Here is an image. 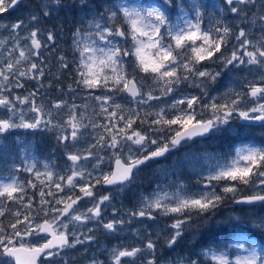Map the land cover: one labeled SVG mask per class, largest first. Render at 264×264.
<instances>
[{
	"label": "snow or ice",
	"instance_id": "1",
	"mask_svg": "<svg viewBox=\"0 0 264 264\" xmlns=\"http://www.w3.org/2000/svg\"><path fill=\"white\" fill-rule=\"evenodd\" d=\"M20 3L21 0H0V13L15 9ZM53 3L59 4V0H53ZM257 3L259 9L253 11L249 18L245 9L249 4L255 8ZM226 5L230 6L229 12L242 22L255 24L258 18L261 36L250 39L244 27H238L234 32L232 26L223 22H218L220 26L214 28L202 27L201 6L196 0L191 4V13L185 10L182 0L176 5L179 13L177 22L169 16L171 0L148 6L118 0L105 13H95L87 28H77L73 32V46L77 53L74 57L75 83L82 90H99L98 94L90 91V95L98 102L99 113L96 115H106V122L85 123V117L78 113V106L69 105L64 100L51 105L55 109H68L67 119L56 125L61 129L59 140L70 142L74 147L91 127L98 132L96 143L83 151L68 153L71 164L66 176L51 170L43 173L34 171V164L25 169L34 172L35 179L42 185L39 200L35 203L34 197L27 196V189L37 188L36 183L21 182L14 177L0 180V264H56L54 258L62 250L95 239L78 233L76 224L86 225L97 220L104 229L115 232L118 226L126 223L123 219L103 223L102 205L111 197H97L93 191L97 185L122 188L130 184L134 172L142 165L164 157L195 137L220 130L221 125L229 124L234 113L245 121H260L264 126V0H226ZM49 8V4L41 6L40 11L45 18L51 15ZM118 20L119 24L116 23ZM40 23V16L33 13L26 21L0 24V28L8 32V36L0 40V45H11L5 49L7 56L0 63V109L3 110L0 133L14 128H47L52 124L51 110L36 103L35 93L21 96L13 91V88L24 87L18 78L45 76L44 68L33 57L40 58L41 49L48 42H54L56 34L52 30L42 32L37 27ZM161 29H164L163 34ZM20 32L26 34L21 36ZM117 38H122L128 46L123 47ZM233 39L237 44L229 48ZM226 51L228 55H225ZM126 57H133L136 70L147 74L153 84H148L145 77L138 78L135 72L130 73ZM59 60L62 68L68 69L66 57L61 55ZM213 60L236 71L247 69L251 73L254 66L258 75L253 73V79L246 84V91L225 93L223 102L218 103L217 98L212 97L209 103L203 104L200 96H182L166 107L145 111L143 119L139 109L125 108L115 100L117 94L125 93L137 105L153 108L150 102L160 100V96L154 95L156 90L167 96L175 93L177 86L190 78L215 81L220 72L198 67L204 61ZM22 61L27 62L26 69L21 67ZM196 86L207 94L202 85ZM20 105H27V108ZM28 113L31 115L26 118ZM147 117L152 118L149 120ZM145 124L147 128L143 127ZM133 146L136 151H133ZM97 148L110 150L107 158L109 171L101 168L105 157L97 154ZM234 153L229 159L218 160L205 178L207 184L212 185L211 190L189 192L180 185L176 192L169 193L157 186L155 192L142 198L140 209L129 215L154 219L153 209L164 215L177 214L178 218L171 225L174 231L167 239L171 247L182 237L184 226L191 222L193 212L202 214L217 208L225 194H232L237 203L264 204V145L242 143ZM90 159L95 161L92 171L82 163ZM97 170L99 175H93ZM213 181L217 184L225 182L221 193L216 192ZM66 187L68 192H65ZM77 188L80 195L72 191ZM242 190L251 194L240 195ZM84 198H89L92 206L78 211V205ZM8 201L15 205V210L8 206ZM259 227L264 229V219H261ZM245 230L239 227L241 235L236 237L244 242L228 245L224 250L208 248L202 255L215 264H264V236L257 243L242 235ZM81 236H84L83 240ZM156 247L151 238L142 241V246H117L110 250L109 264H135V259L146 251L151 258L145 264H157ZM231 248L239 251L233 256L228 250ZM92 264L104 262L94 259ZM187 264H200V261L189 259Z\"/></svg>",
	"mask_w": 264,
	"mask_h": 264
},
{
	"label": "rangeland",
	"instance_id": "2",
	"mask_svg": "<svg viewBox=\"0 0 264 264\" xmlns=\"http://www.w3.org/2000/svg\"><path fill=\"white\" fill-rule=\"evenodd\" d=\"M163 2V0H161ZM129 3L135 2L137 4H143L145 6L156 4L155 2H139L135 0H128ZM181 0H171L174 14L170 19L173 22L176 21V17L179 14L176 5ZM201 6V12L203 16L204 28H214L220 26L218 22H223L232 26L233 31H237L238 27H244L249 32L250 39H258L261 36L260 21L257 18L255 24L250 22H242L236 15L230 16L229 19L221 18L224 14H229V7L224 0H215L214 4L207 10L206 2L196 0ZM118 3V0H59V4L53 3V0H24L20 3L15 10L0 13V24L10 25L19 20H27L31 14H37L41 18V23L37 25L42 32L52 30L55 35L54 42H48L44 48L41 49V57H33L45 71V76L37 79H29L28 77L18 78L19 82L24 85L23 88H13L14 94L25 96L29 93H35V101L37 104H43L46 108L52 112V124L47 128L42 127L36 133L31 132L25 128H15L19 130L15 136H9L5 133H0V180H9L16 178L21 182L32 181L37 184V188H28L27 196L34 197V203L39 200V190L42 185L35 179L34 172H28L25 169L35 165L34 171H40L43 173L46 170H51L57 175H68L69 166L71 161L67 156L69 152L83 151L87 149L90 144L96 143V136L98 132L91 127L84 132V135L80 138L79 142L73 145L67 141H61L58 137L61 135V129L56 127L58 123H63L67 119L68 109H55L51 105L58 100L67 101L69 105L75 104L78 106V113L85 117L84 122L88 123L92 121L94 123L106 122V115H96L99 113L98 102L94 101L90 91H95L98 94L99 90H82L77 87L76 80V63L74 57L77 55L73 46V32L77 28H87L88 22L93 19L95 13H105L106 9ZM185 10L191 13V4L193 0H182ZM43 4H49L50 17L45 18L40 11ZM260 5L257 3L253 8L251 4L245 9L248 11L249 18L252 17V12L257 11ZM169 13V16L171 14ZM224 12V13H223ZM233 19V21H232ZM117 24L120 21H116ZM54 26L63 27L61 31H57ZM61 33V34H60ZM161 33H164V29H161ZM25 32H20V35H25ZM8 36V32L3 28H0V40ZM121 41L123 47H127L128 44H124L122 38H117ZM131 41H129V44ZM237 44V41L230 40L229 48L232 45ZM11 45H0V63L4 61L7 56L6 48H10ZM175 54V53H174ZM18 55V53H17ZM63 55L66 57V62L69 64L68 69H64L61 66L59 57ZM228 55V52H225ZM133 57H126L125 63L127 70L132 73L135 72L137 77H145L148 84H153V81L147 78V74L139 73L133 63ZM57 62L56 69L52 67L54 62ZM21 67L26 69L27 62L22 61ZM198 67L201 70L207 69L211 72H220L221 75L217 77L215 81L207 80L205 78H190L188 81L182 82L177 86V91L167 96H162L159 90L154 92V95L160 96L159 101H151L150 104L153 108H148L147 105H137L135 101L127 97L125 93H119L115 96L117 103L124 105L125 108H132L134 110L139 109L141 118L144 117L145 111H152L158 106H168L174 100L181 98L182 96H200L203 104L209 103L212 97L217 98V102H223L222 97L230 90L236 92L246 91V84L248 80L253 79V73L257 74L256 68L253 66L251 73L245 69L243 71L232 70L231 66L225 68L220 61H204ZM59 76H64L66 82L59 84ZM32 83V85H31ZM196 85H202L206 90V95L202 91L201 87ZM71 86V87H69ZM19 104V102L17 101ZM22 108H27V105H20ZM91 108V109H89ZM92 110V111H90ZM112 109L109 108V111ZM3 110L0 109V114ZM31 113L26 114V118ZM152 117H147L151 119ZM232 119L237 120L236 117ZM238 121V120H237ZM147 125V124H146ZM237 126H227L223 132L228 135V141L236 142L231 134H236ZM242 128V127H241ZM253 132L248 131V128L243 127L240 135L242 138L253 137ZM222 137L220 132H216ZM212 134L210 137H206L197 142H188L183 144L180 148L167 153L164 157H160L161 162H156L152 165H147L146 177L142 178L143 172H137L130 184H127L123 188L116 192L108 191L107 195H110L111 200L106 201L103 208V223H107L113 219H123L126 221L124 225L118 226L117 231L111 232L102 227V224L97 220L88 222L86 225L76 224L75 228L78 233H84L85 235H91L95 237L93 241H86L82 244H77L74 248L64 249L60 255H57L54 259L56 264H92V261H103L104 264H109L110 250L117 246H142V241L146 242L147 238H151L155 241L157 247H162L163 254L157 259V264H180L182 261V248L183 244L180 239L177 243L171 247L167 244V239L174 231L171 228L174 220L178 218L177 214L164 215L159 210L153 209L152 216L154 219L148 217H131L130 212H136L140 209L142 198L150 196L157 190V186H160L163 190L173 193L176 192L180 185H183L189 192H201L209 191L212 185H208L206 177L211 169L217 164L218 160L229 159L234 155V149L236 147L226 149L219 148L215 144V136ZM47 136V137H46ZM223 138L226 137H222ZM254 138V137H253ZM255 139V138H254ZM248 144V143H246ZM223 144L222 146H225ZM240 146V145H238ZM127 151V148H125ZM133 151H136L133 146ZM98 155L105 157V164L101 165L104 171H109V165L107 158L110 155V150L100 148L96 149ZM89 171H92L93 160L83 161ZM47 166V167H46ZM93 175H99V170L93 173ZM41 179H44L43 176ZM225 182L221 181L215 185L217 193H221ZM99 185H97L98 187ZM96 187V188H97ZM93 189L94 190H96ZM55 191V189H53ZM76 195H79V189H73ZM65 192H68L67 187ZM71 194V193H68ZM249 194V192L242 190L240 195ZM64 195V193H60ZM102 196V195H101ZM27 199V197H26ZM224 199L231 201L232 204H236V199L232 194H225ZM223 199V200H224ZM8 204H13L11 201ZM9 206V205H8ZM92 206L90 199H85L83 203L78 207V211H84L88 207ZM13 210L15 207L9 206ZM113 209L116 211L114 212ZM255 208L250 210L245 218L248 222H252L256 227V232L264 236V229L259 227L261 219H264V210L255 212ZM230 220L234 221L231 214ZM204 214V213H202ZM197 214L192 213V220L189 224L184 226V229L189 230L190 247H192L199 240V235L196 231L201 226L199 220L196 219ZM193 221V222H192ZM197 221V222H196ZM231 221V222H232ZM8 221L5 220V223ZM198 224V226H196ZM70 227H72L70 225ZM91 229V232H89ZM184 235V231L182 236ZM84 236H81V240ZM159 241H163L160 243ZM238 241L229 245H234ZM242 242V241H239ZM169 248H168V247ZM208 248H213L212 245H207ZM225 248H219L224 250ZM234 256L239 250L235 248L228 249ZM204 250H199L198 254L202 255ZM149 253L146 251L143 255L138 256L135 259V264H145L147 259H150ZM130 259V258H126ZM206 259L207 264H215L214 261L204 257L202 255L201 260ZM187 264V262H183ZM201 264V263H200Z\"/></svg>",
	"mask_w": 264,
	"mask_h": 264
},
{
	"label": "trees",
	"instance_id": "3",
	"mask_svg": "<svg viewBox=\"0 0 264 264\" xmlns=\"http://www.w3.org/2000/svg\"><path fill=\"white\" fill-rule=\"evenodd\" d=\"M140 1L146 2L147 0ZM170 12L171 9H169V13ZM173 14L174 12L172 11L170 17ZM8 205L13 208L15 207L13 204ZM247 209L248 207H238L232 204L231 201L224 199L217 208L211 209L208 213H204L203 216L199 215L198 218L196 216L200 221L198 223L202 224L199 227V240L195 243V246L197 247V245L201 243L209 242L212 246L219 247L227 246L236 241H242V239L238 240L236 238L238 235H241L238 231L239 227H244L246 229L242 235L246 236L248 240H255L260 243L262 235L257 238L255 236V228L253 224L248 222V219L245 218V215L249 212ZM228 212H230L229 214H231L234 221L230 220ZM196 226H198V224ZM195 248L193 249L195 250Z\"/></svg>",
	"mask_w": 264,
	"mask_h": 264
},
{
	"label": "flooded vegetation",
	"instance_id": "4",
	"mask_svg": "<svg viewBox=\"0 0 264 264\" xmlns=\"http://www.w3.org/2000/svg\"><path fill=\"white\" fill-rule=\"evenodd\" d=\"M209 1L210 0H207V4L209 3ZM225 2H226V0H224ZM228 7H230V6H228ZM224 13V12H223ZM233 15H235V14H232V13H229V14H224L221 18H223V19H229V17L230 16H233ZM232 21H233V19H232ZM57 62L58 61H56V62H54L53 64H52V67L54 68V69H56V64H57ZM59 78V81H58V85L59 84H62V83H64V81L66 82V78L64 77V76H59L58 77ZM31 85H32V83H31ZM89 109H91V108H89ZM90 111H92V110H90ZM234 115V117H236L237 118V120H235V119H231L230 121H229V124H227V125H221L220 126V130H218V132H220V134L222 135V137L224 136V137H226V138H223V140H222V137L220 136V135H218V134H214V133H216L217 131H214V132H212L211 134H209V135H207L206 137L208 138V137H210L212 134H214V135H216L215 136V144H217V145H219L218 147L219 148H226V149H230V148H233L234 146H236V145H239L240 143L239 142H241V141H244V140H248L249 142H251V144H253V145H257V146H260V145H264V126H262V122H260V121H245V120H243V119H241L239 116H238V114H233ZM227 126H237L236 128H237V130L238 131H236V134H231L229 137H239V138H241L242 137V135H240V133H241V131H242V128L243 127H246V128H248V131H250V132H253L252 133V135H253V137L255 138H253V137H248V138H245V139H241L240 141H236V142H230L229 143V141H228V135H227V133L226 132H223L224 130H225V128L227 127ZM143 127L144 128H147L148 127V125H143ZM242 127V128H241ZM21 128H19V130H20ZM40 129H42V127L41 128H38V129H27V130H29V131H31V132H37L38 130H40ZM19 130H16L15 128L14 129H10V130H8L7 132H4L5 134H7V135H9V136H15L17 133H19ZM206 137H204V138H206ZM197 141H199V140H197ZM226 143V145L225 146H222L223 144H225ZM156 162H161V159H158V160H154V161H151L150 163H148V164H146L145 166H143L141 169H139L137 172H140V173H142L143 172V175H142V178H144V177H146V166L147 165H152V164H154V163H156ZM126 186V185H125ZM123 188V187H122ZM119 189H121V188H113V189H105V188H103L101 185H99L97 188H96V190L94 191L95 192V195L97 196V197H99V196H101V195H107V192L108 191H111V192H116V191H118ZM260 204L261 203H258V204H256L255 205V209H259L260 208ZM262 208H264V204L262 205ZM180 240H181V242H182V244H183V248L181 249L182 250V259H194V254H193V252L191 251V247H190V238H189V230H187V229H184V235L180 238ZM160 243H162L163 241H159ZM168 247V246H167ZM169 248V247H168ZM162 250H163V248L162 247H156V251H155V256H156V259H159V257L160 256H162V254H163V252H162Z\"/></svg>",
	"mask_w": 264,
	"mask_h": 264
},
{
	"label": "bare ground",
	"instance_id": "5",
	"mask_svg": "<svg viewBox=\"0 0 264 264\" xmlns=\"http://www.w3.org/2000/svg\"><path fill=\"white\" fill-rule=\"evenodd\" d=\"M232 137V136H231ZM233 138V137H232ZM242 139V137L241 138H239V137H234L233 138V140H235V141H240Z\"/></svg>",
	"mask_w": 264,
	"mask_h": 264
},
{
	"label": "water",
	"instance_id": "6",
	"mask_svg": "<svg viewBox=\"0 0 264 264\" xmlns=\"http://www.w3.org/2000/svg\"><path fill=\"white\" fill-rule=\"evenodd\" d=\"M196 138V137H195ZM194 139V138H193ZM105 187H115V186H108V185H104ZM245 205H249V204H245Z\"/></svg>",
	"mask_w": 264,
	"mask_h": 264
}]
</instances>
